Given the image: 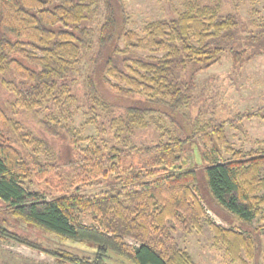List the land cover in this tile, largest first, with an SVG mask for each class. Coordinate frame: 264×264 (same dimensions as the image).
<instances>
[{
	"label": "trees",
	"instance_id": "trees-1",
	"mask_svg": "<svg viewBox=\"0 0 264 264\" xmlns=\"http://www.w3.org/2000/svg\"><path fill=\"white\" fill-rule=\"evenodd\" d=\"M100 4L103 20L97 30L94 61L102 58L103 82L116 95L132 98L141 93L148 103L126 105L121 114L114 115V104L100 96L92 76L85 79L90 113L86 122L97 126L101 109L113 135L112 142L105 140V144L92 140L77 164L87 179L113 172L114 186L87 196L46 197L29 189L24 182L27 169L19 163L17 151L7 145L10 126L0 111V199L13 215L28 223L62 238L94 244L93 257L67 256L71 264H108L109 252L134 264H197L178 245L167 220L189 228L205 215L198 196V174L195 168L173 169L187 159V145L196 139L193 150L198 161L204 162L202 177L210 195L222 209L252 224L264 207V149L228 148L231 156L221 159L213 154L214 145L209 150L203 146V136L211 142L223 138L222 127L216 125L196 127L186 136L163 132L165 139L139 147L132 143V134L149 126L155 107H163L164 116L176 123L174 116L191 100L194 87L192 78L182 80L179 72L216 62L234 40L238 19L223 13L219 3H191L175 17L148 22L141 36L125 27L124 9L121 4L116 8L112 0H0V72L9 74L0 79L14 94L15 104L39 109L51 102L71 116L74 72L93 42L89 22ZM138 49L149 54H139ZM230 52L236 60L243 54ZM260 111L264 107L256 112L263 117ZM54 118L55 133L61 128L74 138L72 130L58 116ZM77 210L94 212L95 223L83 224ZM209 224L229 254L239 258L243 250L252 257L250 231L224 228L211 220ZM124 237L132 238L135 245L125 243Z\"/></svg>",
	"mask_w": 264,
	"mask_h": 264
},
{
	"label": "rangeland",
	"instance_id": "rangeland-1",
	"mask_svg": "<svg viewBox=\"0 0 264 264\" xmlns=\"http://www.w3.org/2000/svg\"><path fill=\"white\" fill-rule=\"evenodd\" d=\"M116 8L121 4L126 16L125 27L143 35V27L150 21L175 17L191 3L199 5L219 3L223 13L234 14L238 27L233 32L229 49H225L213 64L194 70L188 66L179 72L182 80H193L191 100L182 105L171 122L164 116V110L155 107L147 128L137 129L132 134L135 146L150 145L165 139L164 133L186 136L196 127L216 125L222 127V137L218 141L205 139L206 150L214 145V155L221 159L231 156V150L247 152L251 149H264V116L256 114L264 107V0H112ZM103 20L100 4L89 22L92 26V44L74 72L72 85L75 101L71 103L70 114L60 112L48 102L46 107L28 109L15 104L12 91L0 79V111L7 117L9 133L7 145L19 154V163L26 169L24 182L31 190L43 193L46 197L76 194L85 195L105 191L113 187L111 175L84 177L77 162L85 157L84 149L93 140L96 144L112 142L113 128L104 111L98 109V124L86 122L90 116L86 103L87 88L85 79L91 75L100 96L114 104L113 114H121L126 105L145 106L148 103L141 93L131 97L116 95L103 82L102 58L96 63V36ZM120 47L124 42H118ZM243 53L236 60L230 50ZM147 55L149 52L138 49ZM8 77L5 72L0 76ZM12 76V75H11ZM127 87V85H123ZM264 112V111H260ZM64 114L67 118H63ZM102 114V115H101ZM55 115L67 125L74 136L64 133L60 128L55 133ZM70 116V117H69ZM48 123H44L47 122ZM101 122V123H100ZM182 126V130L178 126ZM206 129H208L206 127ZM216 129V128H215ZM213 135V134H212ZM199 139V136H197ZM216 139V138H215ZM187 145V159L177 163L174 171L195 168L198 174V196L203 204L205 215L199 218L195 227L182 228L172 220L167 226L178 243L197 264H264V207L252 224L241 222L237 217L222 209L207 190L202 177L201 164L193 148L198 144ZM108 142V143H109ZM213 143V144H212ZM105 144V143H103ZM212 144V145H211ZM105 147H108L105 145ZM127 158L125 162H128ZM133 161L137 156H132ZM108 165V164H106ZM180 166V168H177ZM79 220L86 225L95 223V214L89 210H77ZM209 220L224 228H240L250 231L252 237V257L244 251L232 256L226 246L217 241ZM125 243L135 245L130 237ZM95 246L90 241H75L59 237L13 215L8 205L0 199V264H71L67 256L93 257ZM66 256V259H65ZM108 264H134L130 259L109 252Z\"/></svg>",
	"mask_w": 264,
	"mask_h": 264
}]
</instances>
